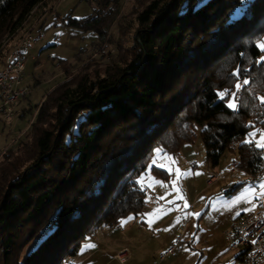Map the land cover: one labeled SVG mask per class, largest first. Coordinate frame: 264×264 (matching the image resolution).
<instances>
[{"label": "trees", "instance_id": "16d2710c", "mask_svg": "<svg viewBox=\"0 0 264 264\" xmlns=\"http://www.w3.org/2000/svg\"><path fill=\"white\" fill-rule=\"evenodd\" d=\"M48 1L0 0V49ZM88 1L93 13L64 24L105 39L123 0ZM248 1L150 0L121 62L95 76L70 78L65 67L36 107L29 140L0 161V264H71L89 229L146 207L137 178L154 149L177 152L197 130L211 166L239 143L240 167L263 169L264 145L244 141L264 128V0Z\"/></svg>", "mask_w": 264, "mask_h": 264}, {"label": "rangeland", "instance_id": "374dc122", "mask_svg": "<svg viewBox=\"0 0 264 264\" xmlns=\"http://www.w3.org/2000/svg\"><path fill=\"white\" fill-rule=\"evenodd\" d=\"M149 1L123 0L119 16L105 39L100 40L92 31L64 24L69 15L82 18L93 13V2L49 0L45 6L33 12L23 30L15 37L6 35L2 39L1 47L8 49L21 33L43 32V37L33 43L26 53L25 84L30 88L28 97L23 101L22 107L17 109L13 120L6 121L0 115V161L9 151L18 150L22 141L29 140L26 133L31 130L36 107L47 92L66 79L65 67H69L70 78L85 71L95 76L96 73L103 75L108 66L123 60L122 57L133 45L136 14ZM246 2L249 3L248 0ZM261 47L264 48V42ZM246 81L240 80L237 90L241 91ZM220 93L227 95L229 91ZM261 99L264 100V97ZM236 102L234 92L230 93L229 105L236 107ZM23 108L26 110L20 116L18 111ZM195 135L193 140L184 143L177 152L168 151L161 146L154 149L147 168L137 178L140 186L147 192V206L139 215H128L106 230L95 233L94 228H101L102 225L89 229L87 241L82 245L76 260L91 251L92 242L96 243L100 253H97L95 261L85 264H104L103 256L99 257L101 251L112 250L115 246L120 250H131L132 254L130 253L126 264H193L198 259L199 262L205 261V264H216V250L211 246L213 240L219 241L222 235L224 237L227 229L224 226L238 210L250 213L255 209L257 191L264 186V182L248 181L230 193L238 183L246 180L241 175L233 174L228 168L237 158L239 143H234L220 164L213 167L206 159V147L200 130L195 131ZM244 141L264 145V128L250 129ZM152 166L163 168L168 176L153 172ZM214 174L221 179L209 185L207 180ZM179 227L186 230L183 241L177 246L174 255L161 259L167 250L169 234L176 233ZM48 231L49 227L43 229L29 244L26 252L35 247ZM66 262L71 263L72 258H67ZM107 264L121 263L115 259Z\"/></svg>", "mask_w": 264, "mask_h": 264}, {"label": "built area", "instance_id": "2783aa9c", "mask_svg": "<svg viewBox=\"0 0 264 264\" xmlns=\"http://www.w3.org/2000/svg\"><path fill=\"white\" fill-rule=\"evenodd\" d=\"M25 25V24H24ZM24 27V26H23ZM20 28L12 36L23 30ZM43 37L42 30L21 33L9 46L0 49V115L7 120H13L17 115L18 105L25 100L30 88L25 84V70L27 66L26 53L38 39ZM28 129V128H27ZM26 129V130H27ZM23 131V133L26 132ZM228 168L235 175H241L248 181L262 179L264 182V167L256 174L243 169L236 159ZM220 179L217 174L212 175L207 183L213 184ZM108 228V224L96 227L95 233ZM184 228L178 230L173 244L162 254L161 259L173 254L182 241ZM225 239L231 251L237 254V264H264V191L257 193L256 207L251 213L239 217L224 232ZM130 250H119L114 258L121 264H126Z\"/></svg>", "mask_w": 264, "mask_h": 264}, {"label": "crops", "instance_id": "0c3cea01", "mask_svg": "<svg viewBox=\"0 0 264 264\" xmlns=\"http://www.w3.org/2000/svg\"><path fill=\"white\" fill-rule=\"evenodd\" d=\"M23 104V101L18 105V108H21L22 105ZM17 108V109H18ZM25 108H23L22 109V111H18V114L21 116V114L25 111L24 110ZM220 179H221V177H220ZM220 179H218L217 181H220ZM217 181H215V182H217ZM255 182H257V183H263V180H259V179H255L254 180ZM254 181H249V182H251V183H253ZM246 182H248V180H244L243 182H241V183H238L236 186H235V188L234 189H232L231 191H230V193H232V192H235L238 188H240L244 183H246ZM259 187V186H258ZM260 190H263L264 191V186H262L261 188H259L258 189V191H257V193L260 191ZM256 200H257V198H256ZM147 206V205H146ZM144 210V209H143ZM142 210V211H143ZM255 210V209H254ZM253 210V211H254ZM251 213V212H250ZM140 214V213H139ZM138 214V215H139ZM247 214H249V213H246L245 211H243L242 213H241V211H237L236 213H234V215H232L229 219H228V221H227V223H226V225L224 226V228L225 227H227V229L231 226V224L236 220V219H238L239 217H242V216H244V215H247ZM180 228H183V227H179L178 228V230L180 229ZM107 229V228H106ZM106 229H104V230H106ZM226 229V230H227ZM178 230H177V232L176 233H171V234H169V236H168V238H167V243H166V245H167V249L173 244V242H174V240H175V238H176V236L178 235ZM186 235V230H185V233H184V235H183V237ZM86 241H87V237H86V240L84 239V242L81 244V246H80V248H79V251H78V253H77V255L78 254H80L79 252H80V249H81V247H82V245H85V243H86ZM182 241H183V238H182ZM181 241V242H182ZM94 242H96V241H94ZM180 242V243H181ZM91 243V251H88V253L86 254V255H84L83 257L82 256H80V258L78 259V260H76V257H77V255L76 256H73V257H71L72 258V262L74 263H79V264H85V263H90V262H93V261H95L96 259H97V257L98 256H96L97 255V253L99 252V251H97L98 250V248H97V245H96V243H92V242H90ZM179 243V244H180ZM178 244V245H179ZM209 245V244H208ZM210 246V245H209ZM211 246L213 247V249L214 250H216V257L215 258H217V260H216V264H237V258H236V256H237V254L236 253H232L230 250H229V247H228V244H227V241H226V239H225V236L223 237V235H222V237H220L219 238V241H217V240H213V243L211 244ZM177 248V247H176ZM228 249V250H227ZM111 249H103L101 252H102V254L99 256V257H102L103 256V262H104V264H107V263H109V262H111V261H113V260H115V258H114V255L120 250V249H118V247L117 246H115L111 251H110ZM131 251V250H130ZM230 251V252H229ZM84 253H86V252H84ZM100 253V252H99ZM175 253V252H174ZM174 253L173 254H171V255H174ZM131 254H132V252H131ZM171 255H169V256H171ZM208 256H206V258H207ZM117 260V259H116ZM150 260V259H149ZM148 260V262H150ZM71 262V263H72ZM148 264V263H147ZM193 264H205V261L204 262H199V259L198 260H196Z\"/></svg>", "mask_w": 264, "mask_h": 264}]
</instances>
